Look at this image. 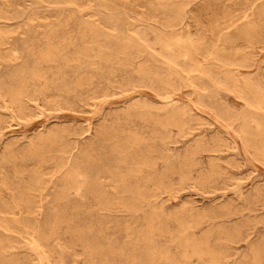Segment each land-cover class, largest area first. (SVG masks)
Masks as SVG:
<instances>
[{
    "label": "rangeland",
    "instance_id": "obj_1",
    "mask_svg": "<svg viewBox=\"0 0 264 264\" xmlns=\"http://www.w3.org/2000/svg\"><path fill=\"white\" fill-rule=\"evenodd\" d=\"M0 264H264V0H0Z\"/></svg>",
    "mask_w": 264,
    "mask_h": 264
},
{
    "label": "bare ground",
    "instance_id": "obj_2",
    "mask_svg": "<svg viewBox=\"0 0 264 264\" xmlns=\"http://www.w3.org/2000/svg\"><path fill=\"white\" fill-rule=\"evenodd\" d=\"M176 33V32H175ZM155 64V63H154ZM171 71V70H170ZM186 73V72H185ZM189 76V75H188ZM198 87V86H197ZM177 96V95H176ZM16 100H19V98L17 99L16 97H17V95H16V97L15 96H13ZM14 99V101L15 102H17L16 100ZM190 102V101H189ZM247 106V105H246ZM257 110V109H256ZM258 111V110H257ZM156 126V125H155ZM76 144V143H75ZM201 161V160H200ZM55 171H56V169H55ZM44 177V176H43ZM43 180V179H42ZM77 199V198H76ZM45 202V201H44ZM34 215V214H33ZM16 219V218H15ZM34 221V220H33ZM42 221V220H41ZM18 223H19V221H18ZM19 225H20V223H19ZM28 225V224H27ZM28 227V226H27ZM30 227H32V226H30ZM35 227V226H34ZM38 227V226H37ZM4 228V227H3ZM29 228V227H28ZM31 229V228H30ZM15 231V230H14ZM13 231V232H14ZM22 231V230H21ZM29 233V232H28ZM19 235H20V233H19ZM23 236V235H22ZM7 237V236H6ZM19 237V236H18ZM21 237V236H20ZM36 238V237H35ZM48 239V238H47ZM45 246V245H44ZM93 248V247H92ZM47 258V257H46Z\"/></svg>",
    "mask_w": 264,
    "mask_h": 264
}]
</instances>
